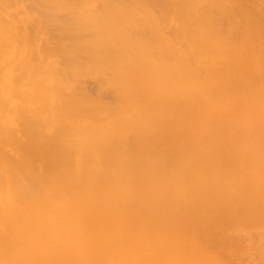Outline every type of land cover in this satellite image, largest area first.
<instances>
[{
    "label": "bare ground",
    "instance_id": "obj_1",
    "mask_svg": "<svg viewBox=\"0 0 264 264\" xmlns=\"http://www.w3.org/2000/svg\"><path fill=\"white\" fill-rule=\"evenodd\" d=\"M12 1L0 0V264H231L217 237L264 208V0H39L71 15L47 18L72 38L65 52L57 37L68 67L49 74L6 19ZM86 68L113 105L75 85L64 95L63 77ZM253 216L240 223L255 230ZM209 225L220 243L192 252Z\"/></svg>",
    "mask_w": 264,
    "mask_h": 264
},
{
    "label": "rangeland",
    "instance_id": "obj_2",
    "mask_svg": "<svg viewBox=\"0 0 264 264\" xmlns=\"http://www.w3.org/2000/svg\"><path fill=\"white\" fill-rule=\"evenodd\" d=\"M12 1V0H11ZM14 1V2H13ZM12 1V3L10 2V4H9V7L8 8H5L4 9V11H3V13L5 14V17H6V19L7 20H9V21H13L15 24V27L17 28V35L19 36V37H21V40H23V39H26L27 40V43H26V45L27 46H29L30 45V43L31 44H34L35 42H34V38L37 40V68H39V70H43L44 69V67H47V68H49V70H50V72H48V74L49 73H51V70H54V71H56L57 69H58V72L60 71V69H63V68H67L68 67V63H67V61H68V59L66 58V54H63V53H58L57 52V50H55V48H56V45L58 44V42L56 43L55 41H58V39L60 40L59 42L61 43V47H63L64 49H63V51H65L66 52V48H68V47H71L70 45H69V42H70V40L72 39L71 37H69V36H65V35H62L61 34V32L59 31V30H57L56 28V26H55V22H57L59 19V23H57V24H60V22L61 21H65V22H67V20L68 19H70V14H69V12L67 13V9L66 8H62V11H63V13L60 11L61 10V7H59V6H57V7H55V6H52V5H45V4H42V3H40L41 1H37V0H13ZM36 1H37V10L35 9V11L34 10H32L31 9V7H33V3H36ZM109 1H111V0H109ZM141 1H144V0H141ZM33 2V3H32ZM8 4V3H7ZM31 4H33L32 6H31ZM31 6V7H30ZM35 6H36V4H35ZM52 6V7H51ZM7 7V6H6ZM50 7V8H49ZM56 9V10H54V8ZM2 8V7H1ZM34 8H36V7H33V9ZM58 8V9H57ZM64 9V10H63ZM6 10V11H5ZM57 10H59V11H57ZM50 11H51V13H50ZM56 11L58 12V13H60L59 15H57V14H55L56 13ZM66 11V12H65ZM53 12H54V14H53ZM26 13V14H25ZM66 13V14H65ZM47 14V15H46ZM64 14L66 15V17L65 18H67L68 17V19L66 20L65 18H64ZM52 15V16H51ZM55 15V17H53ZM70 15V16H69ZM25 16H31L32 18H36L35 19V23H36V21H37V28L35 27V26H30V25H28V23L25 25L24 23L23 24H18L19 23V20H21V19H23V17H25ZM58 16H60V17H58ZM50 17H52L53 18V20H51L50 19V21L49 22H54L55 24L53 25H51V23L49 24L48 23V21H47V18L49 19ZM57 17V18H56ZM62 17H63V19H62ZM54 18H56L55 20H54ZM62 22V23H63ZM35 23H34V25H35ZM61 23V24H62ZM167 32H169V34H171V31H167ZM37 35V36H36ZM77 35H79L78 34V32L76 31V30H74V33H72V36H77ZM55 36V39H57V37H58V39L57 40H55L54 38L52 39V37H54ZM62 37V38H61ZM50 40H49V39ZM48 40L49 41H51V42H48ZM54 40V41H53ZM55 42V43H54ZM42 43V44H41ZM47 43H51V45H49V47H47ZM52 43H54V44H52ZM29 44V45H28ZM47 44V45H46ZM56 44V45H55ZM53 45V46H52ZM52 46V47H51ZM50 48V49H47V48ZM54 47V48H53ZM51 48H52V50H51ZM45 49H47V50H45ZM34 49H27L26 51L27 52H30V51H33ZM42 50H45V51H43L44 52V54L42 53V56H40V54H39V51H42ZM2 54V53H1ZM3 55V54H2ZM4 55H6V54H4ZM75 65V64H74ZM86 70H88L87 68L85 69V70H83L84 71V73H85V71ZM90 70V69H89ZM92 71H93V69H92ZM92 71L90 70V75H87L86 73L83 75V77H82V75L81 74H83V72H80L81 74H79V73H77V74H79L78 75V78L77 77H74V76H71V77H68V75H66V77H63L64 79H66V81L68 82L69 81V79L70 80H72V78H73V80H72V82L73 83H71L70 81L68 82V84H70V85H75V89H76V91L74 90V86L72 87V88H68L67 90H65V92L63 91V93H64V95L66 94L67 96L69 95H71L70 93L72 92L73 93V91H75L74 93L75 94H78L79 93V91H80V93L79 94H81V93H83L82 91H84L85 93L87 92V94H85V93H83V95H87L88 96V93H89V95L91 94L92 96H86V98L89 100V98H90V100L92 101L95 97L96 98H100L98 101L101 103V101H102V103H113L114 104V95H113V90H109V89H111L110 87V85L108 84V86H107V83L106 84H104V82L100 79V77H99V80H101V82L103 83V85H101L100 84V81H98L97 79H96V82L98 81V84H99V86H102V90H104V91H100L101 89V87H99L98 86V84L96 83V82H93V81H95V79H93V75H94V71H93V75H91V73H92ZM76 74V75H77ZM96 74V73H95ZM75 75V76H76ZM70 76V75H69ZM80 76V77H79ZM95 76V75H94ZM62 78V77H61ZM62 78V79H63ZM76 78V79H75ZM94 78H97V75L94 77ZM74 80L76 81L75 83H74ZM78 80V81H77ZM65 80H64V82L65 83H67ZM78 82V83H77ZM77 83V84H76ZM78 87V88H77ZM80 87H81V89H80ZM106 88V89H105ZM109 88V89H108ZM70 89V90H69ZM78 89V90H77ZM100 89V90H99ZM101 94H100V93ZM113 92V93H112ZM73 93V95H75ZM99 94V97H97V95ZM65 95V96H66ZM92 97H93V99H92ZM95 98V99H96ZM86 99V100H87ZM113 100V101H112ZM94 101V100H93ZM96 101V100H95ZM97 102V101H96ZM112 104V105H113ZM107 105V104H106ZM112 105H111V107H112ZM110 106V105H109ZM12 109V108H11ZM10 109V110H11ZM2 113L3 114H9V115H11V114H13V111L11 110V111H6V110H2ZM18 127H19V125H17L16 124V126H15V128H13V127H11L10 128V130H11V132H13L14 133V135H19L20 136V134L22 135V132L20 131V130H18ZM9 130V131H10ZM17 132H16V131ZM1 131H2V136H6V132L8 131V129L7 128H5L4 126H1ZM20 131V132H19ZM23 136V135H22ZM22 136H20L21 137V140L22 141H24V139L22 138ZM19 137V138H20ZM228 143H231V142H229L228 141ZM233 143V142H232ZM11 144H13V142H11ZM261 203H259V205H260ZM258 206V205H257ZM263 206V205H262ZM264 207V206H263ZM258 208H261V206H259ZM251 209V208H250ZM252 209H255L254 207L252 208ZM251 209V210H252ZM262 209V208H261ZM261 209H257L256 208V210H253L254 212L252 213L250 210H249V212H245L246 213V215H241L242 217L240 218V219H242L243 217H247V218H245V219H251L250 220V222L252 221L253 222V220H252V216L253 215H255L256 214V216H258V217H260L261 219H263L264 218V214L263 215H261L260 213H263L264 211V208H263V212L262 211H260V213H259V210H261ZM258 210V211H257ZM239 211H242V210H240L239 209ZM256 211V212H255ZM236 213L238 212V209H237V211H235ZM251 212V213H250ZM241 214V212H238V216L237 215H235L237 218L239 217V215ZM252 214L251 216H250V218H249V216L247 215V214ZM257 213H259L260 215H257ZM254 217L255 216H253V219H254ZM257 217V219H258V221H259V218ZM240 219L238 218V222H239V224L238 223H234L233 221V224H229V222L227 223V222H221V227L219 228L218 226L217 227H215L213 224V226L212 227H214V229H215V231H214V233L217 231L218 233H220V232H222V231H218L219 229H221V228H223L224 230H225V228L224 227H222L223 225H222V223L223 224H225V223H227V224H229V225H233V226H227L226 228V232L229 230L228 229V227L230 228V231H228V233H229V235L226 233V232H224L223 231V233L225 234H223V233H221L222 235H221V237H219L220 235L216 232L215 234L218 236H216L215 234H213V238H212V235H208V234H212L211 233V231H209V230H212V228H211V226L209 225V227L210 228H200L201 229V231H202V229H204V231L203 232H201L200 230H199V232H197V234H195V233H193V234H195V236L197 235V236H202V237H205L204 239H202V241L203 240H205L206 241V243H204V242H202L201 243V239L199 240V242L201 243H199L198 242V238L199 237H197V241L196 240H194V238H196L195 236H193V234L191 233V235H192V237H190V239L191 238H193V240L194 241H196V244L197 245H195V242L193 243L192 242V240H191V242L194 244V246H193V244L191 243V245L193 246V247H191L192 248V252H194L193 250H198L199 251V249H200V246L204 249L205 248V251L207 252V253H210V252H208L207 250H209V247H210V244H213V242H211V241H213V240H216L217 238H219V239H217V241L219 240L220 242H221V244H224V243H229L228 245L227 244H225L224 245V247H223V245H222V247L223 248H229L228 250H230L231 252H229L228 250H224V249H222L221 250V252L223 253V252H227L226 254H228V253H232V255L233 256H230V254L228 255V257L230 258V261H231V259H233L232 257H234V258H236L235 260L233 259L232 261H234V263H235V261H237V263L239 262V264H264V220H261V223L263 222V226L261 225V223H260V221H259V223L257 222L256 224H258V225H256L255 223V226L253 225V228H255V230H252L250 227H252V226H250V225H246L247 223L246 222H241L240 223ZM255 220V219H254ZM243 221V220H242ZM246 221V220H245ZM255 221H257V220H255ZM235 222H237L236 221V219H235ZM220 223V222H219ZM219 223H214V224H219ZM245 223V225H243V224ZM249 223V222H248ZM211 224V223H210ZM234 224H236V225H234ZM240 224H242V225H240ZM249 224H251V223H249ZM240 225V226H239ZM252 225V224H251ZM208 226V225H207ZM225 226V225H224ZM237 226V227H236ZM250 226V227H249ZM259 226H261V227H259ZM242 227H247V228H249V229H247V228H242ZM219 228V229H218ZM234 229V233H233V230L232 229ZM239 228V229H238ZM258 228V229H257ZM237 229V230H236ZM241 229H243L244 230V232L241 230ZM206 230V231H205ZM222 230V229H221ZM232 230V231H231ZM236 230V231H235ZM249 230V231H248ZM207 231H208V233H207ZM212 231V232H213ZM242 231V232H241ZM204 232H206V234L204 233ZM210 232V233H209ZM236 232L237 233H239V234H236ZM250 232V234H248ZM203 235H202V234ZM242 233H244V234H242ZM236 234V236H234V235ZM241 234H242V236H241ZM208 235V236H207ZM226 235L227 236H229V237H226ZM239 235H240V238H239ZM245 237H244V236ZM249 235H253V236H250L249 237ZM181 236H183L184 238H188V234L185 236V235H181ZM234 236V237H233ZM183 237H180V239L182 238V239H184ZM201 237V238H202ZM208 237H211V240H210V238L209 239H207ZM215 237H217L216 239H215ZM237 239H236V238ZM224 238V239H223ZM227 238H228V240H227ZM253 238H254V240H253ZM181 239V240H182ZM190 239L188 238V240L190 241ZM242 241H241V240ZM259 239V240H258ZM180 240V241H181ZM188 240H182V241H184L183 242V244H182V246H184V248L182 249V253H183V255L184 256H187V255H185V248H186V246L184 245V244H186V242H188ZM207 240L210 242V243H208L207 242ZM232 240H233V242H232ZM252 240V241H251ZM256 240H257V242H256ZM223 241V242H222ZM227 241V242H226ZM232 243H231V242ZM260 241V242H259ZM220 242H217V243H220ZM245 242H247L248 244L246 245V243ZM250 242V243H249ZM172 243V242H171ZM178 243V242H177ZM182 243V242H181ZM207 243H208V245H207ZM215 243V242H214ZM217 243L214 245V246H216L217 245ZM234 243H235V245L236 244H241L243 247H241L240 245V248L241 249H239V247H238V249H237V247L236 248H233L235 245H234ZM198 244H200V245H198ZM204 244V245H203ZM221 244L219 245L218 244V247H220L221 246ZM232 244L234 245V246H232ZM172 245H179V246H176V247H174V246H172ZM170 244V246H172V248H174L175 250L177 249L178 250V248L180 249L181 248V246H180V244L178 243V244H176V243H173V244ZM190 245V244H189ZM188 245V246H189ZM213 245L211 246V247H213ZM246 245V246H245ZM169 246V245H168ZM170 246H169V248H170ZM198 248V249H194V248H196V247ZM199 246V247H198ZM208 247V248H207ZM231 247V248H230ZM167 249L166 250V256H168V255H170L171 253H173V251H172V249L170 248V249ZM213 248H216V247H213ZM213 248H211V250L213 249ZM244 248V249H243ZM246 248V249H245ZM218 249V248H217ZM217 249H215V253H219V251H216ZM220 249V248H219ZM218 249V250H219ZM233 249L234 250H236V251H233ZM169 250H171L170 252H169V254L167 253V251H169ZM190 250V249H189ZM189 250H188V248H187V253L189 252ZM210 250V251H211ZM179 251V250H178ZM175 252V253H173V255L171 256V258L172 257H174L175 256V254H176V256H178L179 254V252ZM198 251H196V252H198ZM204 251V253H206ZM202 252V249H201V251L198 253V254H200ZM221 252L219 253L220 255H221ZM186 253V254H187ZM213 254L212 252H211V254H213V255H216V254ZM178 254V255H177ZM201 254H203V252L201 253ZM200 254V255H201ZM180 255H181V253H180ZM195 255V254H194ZM206 255V254H205ZM218 255V254H217ZM217 255H216V257H217ZM220 255H218V256H220ZM223 255H225L224 253H223ZM262 255V256H261ZM192 256V255H191ZM196 256H198L199 257V255H197L196 254ZM196 256H195V258H196ZM204 256V254L203 255H201L200 256V259H203L202 257ZM206 256H208V254L206 255ZM211 256V255H210ZM241 256V257H240ZM169 258H170V256H168ZM168 257H165V258H168ZM179 257H181V256H179ZM190 257V255L188 256V257H186L187 259H186V262L188 261V258ZM205 257V256H204ZM214 257V256H213ZM215 257V258H216ZM222 257V256H221ZM220 257V258H221ZM168 258V259H169ZM184 258V257H183ZM182 257H181V259H183ZM192 258H193V256H192ZM191 257H190V259H192ZM207 259L206 260H208L209 258L208 257H206ZM210 258H212V257H210ZM224 257H222V259H223ZM242 258H243V260L245 261V263L243 262V260H242ZM247 258V259H246ZM174 259H177V258H174ZM197 259V258H196ZM205 259V258H204ZM213 259V258H212ZM211 259V260H212ZM219 259V258H218ZM222 259H220V260H218V261H215L216 259H214V261H212V262H217L216 264H218V262L220 261L221 262V260ZM238 259V260H237ZM169 260H171V259H169ZM172 260H173V258H172ZM225 260V259H224ZM224 260H222V262L224 261ZM229 260V259H228ZM227 260V256H226V260L224 261L225 263H226V261H228ZM239 260H242V261H239ZM166 261L168 262L167 264H171V263H169L170 261H168L167 259H166ZM174 261V260H173ZM176 261V260H175ZM178 261H179V259H178ZM181 262L180 263H182V261L183 262H185V259H183V260H180ZM195 261V260H194ZM205 261V260H204ZM232 261H231V264H234V263H232ZM191 263V260H189L188 261V263ZM193 262V261H192ZM209 262V261H208ZM211 262V263H212ZM222 262L221 263H219V264H222ZM175 263V262H174ZM173 263V264H174ZM186 264V263H185ZM213 264V263H212ZM215 264V263H214ZM229 264H230V262H229ZM236 264V263H235Z\"/></svg>",
    "mask_w": 264,
    "mask_h": 264
}]
</instances>
